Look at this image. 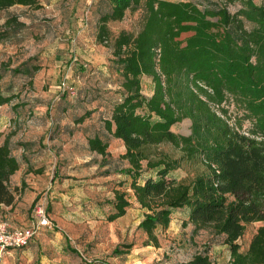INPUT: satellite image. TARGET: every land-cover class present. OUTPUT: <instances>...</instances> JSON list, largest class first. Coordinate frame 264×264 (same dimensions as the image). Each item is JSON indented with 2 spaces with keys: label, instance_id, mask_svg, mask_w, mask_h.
I'll use <instances>...</instances> for the list:
<instances>
[{
  "label": "trees",
  "instance_id": "trees-1",
  "mask_svg": "<svg viewBox=\"0 0 264 264\" xmlns=\"http://www.w3.org/2000/svg\"><path fill=\"white\" fill-rule=\"evenodd\" d=\"M101 1L108 11L98 18L96 39L112 41L110 62L122 79V100L114 104L104 127L108 136L124 145L121 159L128 167L122 173L131 178L132 196L144 211L138 229L146 237L145 246L159 247L155 232L168 228L175 210L187 208L183 225L191 224L194 234L203 230L222 236L229 249L228 264H264V225L257 227L244 251L238 244L249 225L264 223V3L239 0L240 7L231 13L226 5L209 0H204L206 5L201 1ZM14 6L41 8L37 0H0V13ZM137 10L142 11L139 31L112 36L108 23ZM22 27L7 18L0 24V45ZM24 66L11 72L30 75L38 70ZM7 67L1 64L3 70ZM143 77L153 83L148 99L142 95ZM12 98L2 94L0 84V106ZM226 105L236 111L232 124ZM89 115L85 112L77 123ZM185 119L191 122L188 136L171 132L172 125ZM244 120L251 124L246 132L241 131ZM107 140L98 134L87 139L89 150L102 157V166L107 164ZM162 144L172 146L179 156L157 152L155 147ZM143 162L156 178L138 183ZM184 164L194 166L191 176L169 177ZM21 166L7 135L0 144V206L12 209L16 196L22 194L24 180L20 188L11 185ZM31 166L25 174L43 173ZM113 194L107 202L113 209L109 222L123 217L131 206L126 192ZM39 202L33 204L29 223ZM131 247L116 246L112 255H128ZM186 264L215 263L206 252H199Z\"/></svg>",
  "mask_w": 264,
  "mask_h": 264
},
{
  "label": "rangeland",
  "instance_id": "rangeland-1",
  "mask_svg": "<svg viewBox=\"0 0 264 264\" xmlns=\"http://www.w3.org/2000/svg\"><path fill=\"white\" fill-rule=\"evenodd\" d=\"M37 1L41 6L37 10L14 6L0 13V24L12 17L24 25L17 33L10 30L13 34L0 45L1 91L4 96H13L9 104L0 106V144L9 135L12 154L24 167L21 177H16L17 188L22 180L25 187L10 209L16 215L15 224L28 226L33 204L42 201L52 226L45 229V238L39 242L31 241L27 247L11 251L13 257L3 264H186L199 252H206L215 264H228L229 249L222 236L213 237L203 230L194 234L191 224L183 225L188 220L187 208L175 210L168 228L155 232L159 247L145 246L146 237L138 229L144 211L132 196L131 178L122 173L128 167L127 161L121 159L124 145L108 136L104 127L114 104L122 100V79L110 62L112 41L98 43L96 39L98 18L108 11V6L101 0ZM167 1L207 4L204 0ZM209 1L226 5L231 13L240 7L239 0ZM141 23V10L127 11L121 21L109 22L108 28L112 36L120 31L135 34ZM1 64L8 67L3 70ZM24 64V69L38 70L30 75L11 72ZM70 88L74 95L68 93ZM152 90L151 79L143 77L142 95L148 99ZM224 108L232 124L235 108ZM85 112L90 115L77 123ZM190 126L191 122L185 119L170 130L188 136ZM250 128V122L244 120L241 131ZM97 134L109 142L105 166L101 164L102 157L88 148L87 139ZM155 149L173 158L179 156L168 144ZM145 165L143 162L138 183L156 178L155 172L146 170ZM30 166L32 170L41 168L43 173L25 174ZM193 168L184 164L169 177L186 178ZM11 185L15 187L13 181ZM38 190L40 193L36 194ZM114 190L126 192L131 206L123 217L109 222L113 209L107 202L113 199ZM0 214H5L4 209ZM261 225L264 223L247 227L238 242L240 251L246 249ZM124 245L132 246L128 255H112L116 246Z\"/></svg>",
  "mask_w": 264,
  "mask_h": 264
},
{
  "label": "built area",
  "instance_id": "built-area-1",
  "mask_svg": "<svg viewBox=\"0 0 264 264\" xmlns=\"http://www.w3.org/2000/svg\"><path fill=\"white\" fill-rule=\"evenodd\" d=\"M69 90L71 95H74V92ZM51 226L45 203L42 201L35 205L32 220L26 227H11L0 217V264L4 263L11 251L27 247L44 229H49Z\"/></svg>",
  "mask_w": 264,
  "mask_h": 264
},
{
  "label": "crops",
  "instance_id": "crops-1",
  "mask_svg": "<svg viewBox=\"0 0 264 264\" xmlns=\"http://www.w3.org/2000/svg\"><path fill=\"white\" fill-rule=\"evenodd\" d=\"M32 165V164H31ZM23 169H24V167H23V165L20 167V169L16 172V174H18L19 175V177H21V173H22V171H23ZM16 174L15 175H13V177H12V179H11V183H12V181H13V185L14 186H18V183H17V181H19V178L18 177H16ZM67 180H64V182H66ZM55 182H57V180L56 181H54V182H52V183H50L51 185L52 184H55ZM67 185H70L69 183L67 184ZM49 188H51V186L49 187ZM46 189H47V187H46ZM42 191V190H41ZM40 192H39V190H38V192L36 193V194H39ZM45 192H43V196H45ZM2 209H4V218H6L7 219V221H8V223L10 224V226L11 227H19L17 224H15V220L14 219H16V215H14V213H12L11 211H10V209H11V207H5V206H0V210H2ZM27 226V225H26ZM25 226V227H26ZM41 238H45V229L33 240V242L34 241H36V242H39L40 240H41ZM42 241L43 242H45V240L44 239H42ZM43 242H40L39 243V245L41 246L42 245V243ZM13 252V251H12ZM12 252L5 258V260L8 258V257H10V258H12L13 257V254H12ZM4 260V261H5ZM41 263H43V262H41Z\"/></svg>",
  "mask_w": 264,
  "mask_h": 264
}]
</instances>
